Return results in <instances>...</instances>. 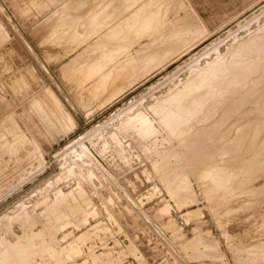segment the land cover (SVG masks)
I'll use <instances>...</instances> for the list:
<instances>
[{
    "label": "rangeland",
    "instance_id": "rangeland-1",
    "mask_svg": "<svg viewBox=\"0 0 264 264\" xmlns=\"http://www.w3.org/2000/svg\"><path fill=\"white\" fill-rule=\"evenodd\" d=\"M96 1L0 0V246L15 243L0 264H264V52L238 61L243 89L231 71L189 87L167 128L155 109L170 104H154L194 58L200 69L214 60L213 43L229 61L264 25V0ZM174 30L186 46L173 47ZM132 105L151 134L144 120L124 126L131 109L117 118ZM96 127L87 143L111 178L56 160Z\"/></svg>",
    "mask_w": 264,
    "mask_h": 264
},
{
    "label": "bare ground",
    "instance_id": "bare-ground-1",
    "mask_svg": "<svg viewBox=\"0 0 264 264\" xmlns=\"http://www.w3.org/2000/svg\"><path fill=\"white\" fill-rule=\"evenodd\" d=\"M96 1V0H95ZM99 1V0H98ZM102 1V0H101ZM104 1V0H103ZM103 1H102V3H103ZM109 1V0H108ZM114 1V0H113ZM134 1V0H133ZM139 1H141V0H138V1H136V2H139ZM79 2V1H78ZM93 2V1H92ZM97 2V1H96ZM131 2V1H130ZM91 3V2H90ZM98 3V2H97ZM97 3L95 4V5H97ZM100 4V3H99ZM133 4V3H132ZM100 5H102V4H100ZM103 6H104V3H103ZM97 7H98V5L96 6V8L95 9H97ZM107 7V6H106ZM99 8V7H98ZM104 8V7H103ZM133 8V7H132ZM140 8V7H139ZM125 9H128V8H125ZM124 9V10H125ZM131 9V8H130ZM103 10V9H102ZM111 10V9H110ZM141 10H145L144 8H142ZM140 10V11H141ZM150 10V9H149ZM148 9H147V11L149 12V13H147V15H144L142 12L140 13V11H139V15H141L142 14V17L145 19V21H148V20H153L154 19V17H153V15H151L152 13H150V11H149ZM251 10V9H250ZM254 10V9H253ZM121 11V10H120ZM123 11V10H122ZM252 11V10H251ZM101 12V11H100ZM117 12V11H116ZM145 12V11H144ZM253 12V11H252ZM96 13V12H95ZM106 13V12H105ZM255 13V12H254ZM253 13V14H254ZM112 14V13H111ZM110 14V15H111ZM134 14V13H133ZM260 14H264V11H262ZM120 15V14H119ZM130 15V14H129ZM135 15H137V14H135ZM134 15V18L136 17ZM138 15V16H139ZM145 17H144V16ZM194 15H195V13H194ZM116 16V15H115ZM137 16V17H138ZM100 17V16H99ZM109 17V16H108ZM111 17V16H110ZM128 17V16H127ZM130 18H131V15H130V17H129V20H130ZM134 18H132V19H134ZM153 18V19H152ZM195 18H197V20L199 21V18L195 15ZM98 19V18H97ZM100 19V18H99ZM128 19V18H127ZM167 19V18H166ZM255 19H257V17L256 16H254L251 20H248V21H245L244 22V26H248V24L249 23H251L252 21H254ZM134 21V20H133ZM139 21V20H138ZM155 21V20H154ZM140 22V21H139ZM152 22V23H151ZM150 23L151 24H153L154 22L153 21H151ZM126 23H127V21H126ZM101 24V23H100ZM128 24V23H127ZM167 24V23H166ZM104 25V24H103ZM130 25V24H129ZM132 25V24H131ZM165 25V24H164ZM198 25V24H197ZM243 24H238V28H241V26H242ZM105 26V25H104ZM108 26V25H107ZM133 26H134V24H133ZM188 26V25H187ZM132 27V26H131ZM199 27L201 28L200 30H199V33L202 35V34H206L207 32H206V29H205V27L203 26V24L201 23V21H199ZM101 28V27H100ZM102 28H103V26H102ZM143 28V27H142ZM188 27H185V25H184V29H187ZM192 28V27H191ZM105 29V28H104ZM162 29V28H161ZM177 29H179V28H177ZM103 30V29H102ZM182 31H183V28L181 29ZM181 30H180V32H177V31H175L174 33H172L173 34V36H172V39H170V40H173L174 42H172L171 44H173L174 46L173 47H175V48H177L178 46H180V45H185L186 46V43H187V35L185 36V34H183L182 32H181ZM188 30H189V28H188ZM101 31V30H100ZM104 31V30H103ZM111 31H112V29H111ZM157 31V30H156ZM169 31V30H168ZM105 32V34H106V31H104ZM108 32V31H107ZM228 32H230V31H228ZM97 33V32H96ZM99 33H101V32H99ZM103 33V32H102ZM152 33V32H151ZM185 33V32H184ZM192 33H193V31H192ZM104 33H103V35L104 36H106ZM147 33H145V35H146ZM172 34H170V33H168V35L169 36H171ZM195 34H198V33H195ZM199 34V35H200ZM208 34V33H207ZM229 34V35H228ZM227 35V37H233V36H235V33L233 34V33H228ZM102 35V34H101ZM103 35L101 36V38L103 37ZM200 35V36H201ZM95 36H97V35H95ZM108 36H109V34H108ZM159 36V35H158ZM168 36V37H169ZM99 37V36H98ZM143 37V36H142ZM155 37V36H154ZM166 37V36H165ZM107 38V37H106ZM171 38V37H170ZM99 39V38H98ZM154 39V38H153ZM221 39V38H220ZM137 40H138V38H137ZM161 40H163V39H161ZM169 40V38H168V40H166L165 39V41H164V43L165 42H169L170 41ZM151 41V40H150ZM160 41V40H159ZM189 42V41H188ZM222 41H220L219 40V43H217V44H215V43H213L212 45H211V47L204 53V56L205 55H209L210 53H214V55H215V58H214V60L213 61H211V63L209 62H206V66L204 67L203 66V69H200L199 67H198V60H199V58H198V56H197V58H194L192 61H191V63L188 65L189 66V69H190V76H189V78L185 81V83H179V84H177V85H175L174 87H172V88H170L168 91H167V93L163 96H160V97H156L157 99H156V101H155V103L154 104H157V106H160V105H164L165 103H167V105L168 104H170V105H168L167 107V109L166 108H164L165 110H163L162 108H160V109H162V110H159L158 108H154V107H156V105L153 107V109H155L158 113H161V116H163V120H161L162 121V124L161 125H164V126H166L167 124L168 125H170V124H172L171 123V121H170V119L171 118H173L174 117V115H176V114H174V109H176L175 108V104H177L176 102L178 101V98H180L182 95H183V93L184 92H187L188 91V93H189V91L190 90H188V88L189 89H191L192 91H196L197 93H198V91H200V90H202L201 89V87H204L203 85H206L207 86V88L208 87H213V85H214V82H213V77L215 76V74H217L218 72H221V73H223V72H227V71H231L233 74H231L232 76H231V81L233 82V87H232V90H234V89H236L237 87H239V89L243 86V87H245L244 85H245V76L243 77V81H241V79L239 78V77H241L242 75H239V72H238V70H239V68H237V66H238V61L239 60H242L243 59V61H244V58L246 57V55L248 56L249 54H251L252 52L253 53H256V54H261L262 52H264V47L263 48H261L262 46H260L259 47V45H257V43L258 44H260V43H262V42H264V25L263 26H261V27H259V28H257L256 30H254L252 33H250V36H249V38L246 40V41H243V43L242 44H239V45H234L233 44V46H232V48L229 50L230 52H228V53H230V60L228 61L227 60V56H223V55H221V53L219 52V48H218V45L221 43ZM148 43V42H147ZM264 44V43H263ZM161 45V44H160ZM169 46V45H168ZM258 46V47H257ZM165 47V46H164ZM147 48V47H146ZM186 48V47H185ZM128 49H130V48H128ZM206 49V48H205ZM143 50V49H142ZM166 50V49H165ZM173 50H175V49H173ZM172 50V51H173ZM187 51V50H186ZM99 52V51H98ZM139 52H140V50H139ZM156 52V51H155ZM171 52V51H170ZM179 52V51H178ZM141 53V52H140ZM151 53H152V51H151ZM155 54V53H154ZM153 53L151 54V56H153L154 55ZM157 56V55H156ZM154 57H155V55H154ZM154 57H152L153 59H154ZM160 57H161V55H160ZM159 57V58H160ZM202 57V56H201ZM157 58V57H156ZM158 58V59H159ZM165 58V57H164ZM246 58H249V57H246ZM245 58V59H246ZM150 59H151V57H150ZM147 60H149V59H147ZM160 60H162V58H160L159 59V61ZM151 61H155V59L154 60H151ZM151 61H149V62H151ZM198 62V63H197ZM145 64V63H144ZM240 64V63H239ZM257 67V66H256ZM260 68V67H259ZM258 69V68H257ZM250 70H252V69H250ZM141 71V70H140ZM252 72V71H251ZM18 73V72H17ZM240 79V80H239ZM247 81V80H246ZM207 82V83H206ZM241 86V87H240ZM187 87V88H186ZM155 88H150V92H152L153 90H154ZM185 89H187V90H185ZM241 89H243V88H241ZM192 91H190L191 92V95L193 94V92ZM199 94V93H198ZM221 94V91H220V93H219V95ZM188 95H190V94H187V98H185V100L183 101L184 102V104H186V106L185 107H180L176 112H177V114H178V119H183V117L184 116H186L185 114L186 113H188L189 112V110H188V105L190 104V103H188V102H190V100L192 99V97H194V96H188ZM194 95V94H193ZM185 97V96H184ZM196 97V96H195ZM264 97V96H263ZM232 98V97H231ZM230 98V99H231ZM181 99H182V97H181ZM180 99V100H181ZM197 98H195V100H196ZM194 100V99H193ZM232 100V99H231ZM140 101V100H139ZM228 101H230V100H228ZM136 102V101H135ZM193 102V101H192ZM175 103V104H174ZM135 104V103H134ZM165 106V105H164ZM151 107V106H150ZM187 107V108H186ZM131 108H133V105L132 106H129V108L128 109H126V110H123L122 112L120 111V113H119V115L117 116V118L120 116L121 117V115H125V113L126 112H128V113H130V109ZM152 109V108H151ZM173 109V110H172ZM154 110V111H155ZM140 111V110H139ZM153 111V110H152ZM131 112H132V109H131ZM140 113V112H139ZM132 114L133 115H135V116H130V117H127V119L126 120H124V126H130V125H132V124H134V123H132L133 121H135V120H137L138 121V123L137 124H139V122L141 123V121L140 120H144V122L141 124L142 126H139V128L141 129V130H143V131H149V133L152 131V129H151V127H150V121L149 120H147L146 121V119H144L146 116H144V117H142V115H144L143 113H142V115H140V114H137V112L134 114L133 112H132ZM162 114H164V115H162ZM124 118V117H123ZM147 118V117H146ZM175 118V117H174ZM112 119V118H111ZM111 119H109V121H112ZM114 119V118H113ZM180 120V121H181ZM122 121V120H121ZM149 121V122H148ZM170 121V122H169ZM178 121V120H177ZM179 121V122H180ZM107 123V122H106ZM122 123V124H123ZM132 123V124H131ZM135 123H136V121H135ZM170 123V124H169ZM178 123V122H177ZM177 125H180V123L179 124H177ZM102 126V125H101ZM100 126V127H101ZM134 126H135V124H134ZM138 126V125H137ZM104 127V126H103ZM163 127V126H162ZM102 128V127H101ZM133 128V127H132ZM166 128H167V126H166ZM172 128H173V126H172ZM178 128H179V126H178ZM133 129H135V128H133ZM137 129V128H136ZM176 127H175V130H174V133H177L178 132V129H177V132H175L176 131ZM99 130L100 129H98L97 127L94 129V130H92V131H90V132H88V133H86L84 136H81V137H79L78 139H76L74 142H72L68 147H66L65 148V150H63L62 152H60L58 155H57V157H56V160H57V158L59 159V161L61 160V161H65V162H63L65 165H67V164H71V163H73V162H75V161H81L82 162V160L83 159H85L86 161H87V164H88V166H93V168H94V170L95 171H97V173H99V174H101V175H103V177H110V176H113L112 175V173L109 171V169H108V166H106V164L104 163V161L102 160V158L97 154V152L95 151V150H93V149H91L90 148V146H89V144L87 143V141L91 138V137H93L96 133H98L99 132ZM137 131V130H136ZM139 131V130H138ZM141 132V131H140ZM148 133V132H147ZM142 134H143V132H142ZM141 134V135H142ZM146 134V133H145ZM145 134H143L144 136H145ZM151 134V133H150ZM153 134V133H152ZM178 134H179V132H178ZM98 135V134H97ZM147 135V134H146ZM149 135V134H148ZM147 135V136H148ZM174 135V134H173ZM111 137H113L112 135H111ZM143 137V136H142ZM146 138V137H145ZM144 138V139H145ZM150 138H151V135H150ZM112 139V138H111ZM114 139V138H113ZM118 139V138H117ZM150 140V139H149ZM112 141V140H111ZM121 144V143H120ZM120 146V145H119ZM93 147V146H92ZM94 148V147H93ZM121 150H123V149H121ZM126 150V149H125ZM144 150V149H143ZM146 150V149H145ZM126 152V151H125ZM263 155V154H262ZM123 156V158H126V156H125V154H123L122 155ZM39 157H40V160H38V161H36V163H35V165L37 164V165H40L39 166V169L37 170V173H38V171H40V170H42L44 167H45V164H46V161H45V158H44V156L42 155V154H39ZM67 157H69V159L71 158H74L75 160H73L71 163H66V159H67ZM122 158V157H121ZM70 159V160H71ZM123 160V159H122ZM131 161V160H130ZM128 162H129V160H128ZM126 163V162H125ZM85 164V163H84ZM47 166V165H46ZM78 168V167H77ZM65 171L67 170V168H63ZM70 170H74V168H70V169H68V171H70ZM80 170V169H79ZM238 170V169H237ZM89 171V173H93L94 174V171H90V170H88ZM41 172V171H40ZM71 172V171H70ZM80 173V172H79ZM231 175V174H230ZM220 176V175H219ZM28 177V176H27ZM60 178H61V175L60 176H56V177H54V180H52V181H49V182H47V183H45L44 185H43V187H44V189H42V190H45V189H51V188H53V186L56 184V182L58 181V180H60ZM111 178V177H110ZM114 178V177H113ZM222 178V177H221ZM229 177H227L226 179H228ZM3 179H6V178H3ZM11 179V178H10ZM113 180V179H112ZM233 180V179H232ZM1 181V180H0ZM4 181V180H3ZM2 181V182H3ZM229 183V182H228ZM2 185V184H1ZM10 186V185H9ZM13 186V185H12ZM17 187V186H16ZM170 190L175 194V189L173 188V187H171L170 188ZM218 190V189H217ZM220 190V189H219ZM222 190V189H221ZM11 191H12V189H11ZM37 191V190H36ZM45 192V191H44ZM33 194V193H32ZM38 194V193H37ZM180 201V200H179ZM19 205V207H20V205H21V203L20 204H18ZM17 207V206H16ZM18 207V208H19ZM22 208V207H21ZM21 208H19V210L21 209ZM18 210V209H17ZM24 208L22 209V211H21V214L24 212ZM20 211H19V214H20ZM15 213V212H14ZM17 213H18V211H17ZM7 215V214H6ZM13 216H14V214H12ZM5 217V216H4ZM3 217V219H2V222L3 221H6V220H8V219H10V218H12V216L10 215V217H6V218H4ZM178 217V216H177ZM181 220V219H180ZM2 223H0V225H1ZM3 225V224H2ZM5 240V239H4ZM3 241V240H2ZM9 242V241H8ZM10 243V242H9ZM6 243L5 241L3 242V243H1L2 245L0 246V249H1V251H3V255L4 256H2V258H7L8 257V253H9V249L11 248V246H14L15 245V243Z\"/></svg>",
    "mask_w": 264,
    "mask_h": 264
},
{
    "label": "crops",
    "instance_id": "crops-1",
    "mask_svg": "<svg viewBox=\"0 0 264 264\" xmlns=\"http://www.w3.org/2000/svg\"><path fill=\"white\" fill-rule=\"evenodd\" d=\"M8 51H10V49H9V48H8ZM7 73H9V71H8V70H7ZM3 88H4V87H3ZM4 89H5V88H4ZM9 103H10V102H9V101H7V105H6V107H7V108H8V106H9ZM9 113H10V112L8 111V114H9ZM3 114H4V113H3ZM3 117H4V116H3ZM3 117H2V118H3ZM0 120H1V119H0Z\"/></svg>",
    "mask_w": 264,
    "mask_h": 264
}]
</instances>
